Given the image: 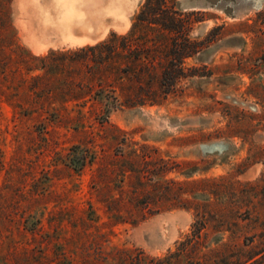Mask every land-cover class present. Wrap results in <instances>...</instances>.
<instances>
[{
	"label": "rangeland",
	"instance_id": "374dc122",
	"mask_svg": "<svg viewBox=\"0 0 264 264\" xmlns=\"http://www.w3.org/2000/svg\"><path fill=\"white\" fill-rule=\"evenodd\" d=\"M145 1L92 36L0 0V264H264V0H166L148 72L81 50Z\"/></svg>",
	"mask_w": 264,
	"mask_h": 264
},
{
	"label": "trees",
	"instance_id": "16d2710c",
	"mask_svg": "<svg viewBox=\"0 0 264 264\" xmlns=\"http://www.w3.org/2000/svg\"><path fill=\"white\" fill-rule=\"evenodd\" d=\"M165 2L166 0H146L144 3V7L143 9L137 14L136 18H135V23L132 24L129 32L123 36H117L115 34H110L109 37L107 38V40H104L98 44H95L94 46H88V47H84L81 50L82 51H95L97 49H102L105 53V57L104 60H108L109 62L111 60L114 59V57H117L119 54L122 57L123 60H125L126 62L129 61V63H127V68H130V64H132L133 62L130 61L131 58H133V60L138 61V72H148L149 70H146L144 66H140V58L141 56L143 58H145V56H147V50L144 49V47L142 46H138L137 51H136V56L131 57V54L135 53L134 50L132 51L130 49L131 45L133 44L134 40L142 41L144 43H146V39H145V35L141 34L136 36L135 33H139V28H144V26L142 25H146V26H158L162 29V31H166V32H176L175 34L179 33V29H180V25H178L179 23H181V21H179V19H174L172 17H166L167 16V12L163 9H165ZM136 36V37H135ZM119 40V47L116 46V43ZM177 39L172 40L173 42V46L174 49L170 50V55H173L170 60L168 61V63L165 66H161V72H167L166 75H168L170 79H172L174 77V73L173 72H181L179 69L180 65L178 66L177 63L180 64V62L183 60V58L185 57H181L176 58L179 56V52H181L180 55H182V53H184V50L188 49V47H186V45H181L179 46L177 44ZM143 43V44H144ZM141 44V45H143ZM193 45H195V48L193 47V50L195 49V51L197 50V46L196 43H194ZM140 47V48H139ZM118 49H121V51L118 53ZM140 53H143V55H141ZM184 55V54H183ZM181 60V61H180ZM151 62V60H150ZM180 75V74H177Z\"/></svg>",
	"mask_w": 264,
	"mask_h": 264
},
{
	"label": "bare ground",
	"instance_id": "6f19581e",
	"mask_svg": "<svg viewBox=\"0 0 264 264\" xmlns=\"http://www.w3.org/2000/svg\"><path fill=\"white\" fill-rule=\"evenodd\" d=\"M52 1L55 3L54 8L56 11L64 19L63 25L59 26H62L61 28L63 29L61 30H70L73 32L76 31V33L81 32L87 35L98 36L108 29V27L117 26L123 22L122 15L125 11L124 0Z\"/></svg>",
	"mask_w": 264,
	"mask_h": 264
}]
</instances>
